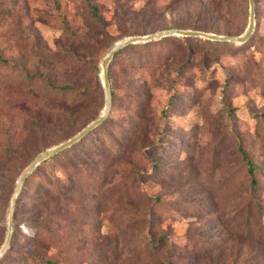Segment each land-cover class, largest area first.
Listing matches in <instances>:
<instances>
[{
    "label": "rangeland",
    "instance_id": "1",
    "mask_svg": "<svg viewBox=\"0 0 264 264\" xmlns=\"http://www.w3.org/2000/svg\"><path fill=\"white\" fill-rule=\"evenodd\" d=\"M248 5L0 0V49L8 60L0 61V163L9 168L10 189L40 149L102 112L100 63L113 44L177 25L238 34ZM254 13V37L245 44L175 33L111 59L108 118L56 161L68 182V209L55 213L52 233L38 227L44 188L33 175L0 264H47L38 256L52 264H264V10ZM36 71L80 91L53 90L42 76L26 75ZM54 98L65 115L38 122L36 105ZM241 150L255 166L254 188Z\"/></svg>",
    "mask_w": 264,
    "mask_h": 264
},
{
    "label": "trees",
    "instance_id": "2",
    "mask_svg": "<svg viewBox=\"0 0 264 264\" xmlns=\"http://www.w3.org/2000/svg\"><path fill=\"white\" fill-rule=\"evenodd\" d=\"M217 1H224V0H217ZM248 7H249V5H248ZM254 8H255V10H257L259 12L264 10V0H254ZM177 26H179V28H180V25H177ZM194 28H199V29H203V30H209V27L207 25H203V26H200V27H196L195 26ZM224 32H225V34H235L233 31H229V30H225ZM171 35H173V34H171ZM163 36H168V35H163ZM163 36H161V37H163ZM194 36H196V35H194ZM161 37H159V38H161ZM253 37H254V34H251L249 36V38H247L244 42H241L240 44L247 43ZM153 39H156V38H152V39L145 40V41H138V42L129 43L126 46H124L121 49H119L118 51H116L115 54L113 55L112 59H114V57L118 53H120V52H122V51H124V50H126L128 48H132V47H134L136 45H140V44H137V43L146 44L149 41H152ZM115 44H113L111 46V48ZM0 61H2L4 63L8 62L7 58L2 56L1 49H0ZM110 63H111V60L108 63V79H109V81H111L110 68H109ZM93 69H94V72L97 73L99 71L100 67L96 63V64L93 65ZM26 75L29 78H32V79H37L36 75L42 76L46 80V82L48 84V87L53 89V90H58V91L59 90H64V91H68V92H75V94L80 91L79 88L76 85L71 84V83H61V84L54 83L50 79L48 74L46 72H43V71L26 72ZM110 90H111V98L110 99H111V101H113L114 96H115V92H114V89L111 86V83H110ZM36 104H38V103H35V105ZM66 110L67 109L65 108V105L62 102V100L61 99H57V98L50 99L49 101H45L44 103L42 102L39 105H36V107L34 109V111L36 112L35 117H36V120L38 122L40 120L43 121V122L44 121L45 122L46 121H49V122L55 121L56 122V121L60 120L65 115L64 111H66ZM108 116L109 115L107 114V116L104 118V120L101 123H99L94 128L89 130L80 139H78L77 141H75L71 145L61 149L57 153L49 156L48 158L42 160L33 169V171H31L25 177V179H24V181L22 183L20 192H19V194H18V196H17V198L15 200V203H14L12 217H13V215H15V213L17 211V201L22 198V194L24 192V188L26 187L28 181L30 180V178L33 175L38 174L40 182H41V185L44 188V190L40 191V193H39V195H38V197L36 199V201H37V209H38L37 212L41 213V218H40V220H37V222H36L37 224L36 225H38V227H45L49 233H52V221L55 219V213L58 212L59 209L67 210L68 209V205L71 202V198H70V194H69L68 188L65 186L68 182H67L66 179H65V181H62L61 177L59 175H57V172H56L57 163H56V161L58 159L62 158L66 154V152L69 151L72 147H74L75 145L79 144L86 136H88L91 132H93L97 127L101 126L106 121ZM74 134H72V135H74ZM69 137L70 136H68L66 138H62L58 142H61V141L65 140V139H67ZM58 142H56V143H58ZM56 143H54V144H56ZM49 146H52V145H47L46 147H43L42 149H40V151L44 150L45 148H47ZM23 153L24 152H22V154ZM242 157H243V159H244V161H245V163L247 165L246 172H247V174L249 176V185L251 186V188H254L256 186V184H257V180L255 178V172H254L255 171V166L252 163L251 159L247 156V154L244 151H242ZM8 169L9 168L7 166H5L4 164L0 163V219L3 216L4 207L8 206L9 199L12 198V195H13V192H14L13 191L14 187L12 186V188L10 189V186H9L10 184H9V179H8V176H7ZM61 181H62V184L60 183ZM30 240H31V242L29 244H35L36 242L39 241V238L37 236H35V237H33V239H30ZM14 241H15V235H14L13 231H11L9 243H8L7 247L5 248V250L0 254V263L6 257V254L8 253V250L10 248H12V245H13ZM3 242H4V240H3ZM3 242L1 243V245L3 244ZM1 245H0V247H1ZM34 255L35 254H32V252L28 253V257L29 258L34 256ZM34 257H36V255ZM38 260H39V262H45L47 264L54 263L53 259L45 258V257H41V256H38Z\"/></svg>",
    "mask_w": 264,
    "mask_h": 264
},
{
    "label": "water",
    "instance_id": "3",
    "mask_svg": "<svg viewBox=\"0 0 264 264\" xmlns=\"http://www.w3.org/2000/svg\"><path fill=\"white\" fill-rule=\"evenodd\" d=\"M249 1V17H248V23L245 28V30L239 34H223V33H216V32H210L200 29H184V28H168L164 30H157L153 31L151 33L142 34V35H130L119 42H117L112 48H110L106 54L103 56L101 60V73H102V84L105 90V104L103 107V110L99 116L96 118L90 120L88 123H86L79 131H77L74 135L70 136L69 138L58 142L52 146H49L45 148L42 151H39L33 159L30 161V163L23 169V171L20 173L17 183L15 186V190L13 192L9 211H8V225H7V233L4 239L3 244L0 247V254L5 250L9 243L10 234H11V217L13 213V207L15 200L20 192L22 183L25 179V177L33 171V169L44 159L48 158L49 156L57 153L61 149L71 145L78 139H80L83 135H85L89 130L94 128L96 125L101 123L104 118L107 115V112L109 110L110 105V98H111V90H110V83L108 79V63L112 59L113 55L116 51L121 49L122 47L126 46L129 43L138 42V41H145L152 38L161 37L163 35H169V34H183V35H196V36H202L210 39L215 40H227V41H233L237 43L244 42L251 33L253 32L255 21H254V0H248Z\"/></svg>",
    "mask_w": 264,
    "mask_h": 264
}]
</instances>
